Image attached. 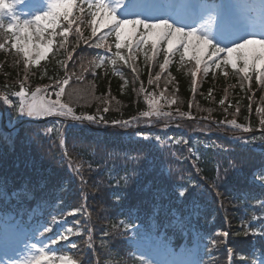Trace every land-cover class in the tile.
Here are the masks:
<instances>
[{
	"label": "trees",
	"instance_id": "1",
	"mask_svg": "<svg viewBox=\"0 0 264 264\" xmlns=\"http://www.w3.org/2000/svg\"><path fill=\"white\" fill-rule=\"evenodd\" d=\"M76 4L67 38L59 34L64 21L49 56L27 69L8 42L10 22L0 9V97L12 100L5 106L0 99V187L10 195L7 203L0 199V213L19 208L34 214L39 231L48 228L59 248L49 264L63 256L78 264H152L147 254L166 252L161 237L175 251L199 247L200 264H261L264 82L210 61L205 72L207 57L203 65L185 64L180 52L166 53L165 42L155 50L135 42L118 50L110 27L91 35L94 9L85 0ZM126 8L118 19H127ZM63 80L61 104L108 123L19 115L12 94L22 82L29 94L45 89L57 100ZM148 98L161 115H140L153 111ZM233 119L239 127L228 124ZM123 120L131 123L113 124ZM141 223L146 256L134 240L133 226Z\"/></svg>",
	"mask_w": 264,
	"mask_h": 264
},
{
	"label": "snow or ice",
	"instance_id": "2",
	"mask_svg": "<svg viewBox=\"0 0 264 264\" xmlns=\"http://www.w3.org/2000/svg\"><path fill=\"white\" fill-rule=\"evenodd\" d=\"M85 2L88 4L89 9H94L90 12L92 17L89 21L91 35L96 36L101 28H109L110 26V30L114 32L116 38L115 47L118 50L122 46L130 47L133 42L138 44H148L150 42L152 48L155 50L161 42H166V53L174 52L177 46H179L183 48V52L181 53V57L183 58L189 54L190 49L193 47V42H196L199 45V54L193 55L192 59L195 60L197 66L201 64L205 51L210 46V51H207V59L205 60V72L208 70V62L210 61L217 68L221 64L230 65L232 69L243 73L245 78H249V74L255 72L257 81L264 82V38H256L253 35L250 38L243 39L241 43L233 42V46L231 47H220L219 44H213L212 40L209 39L213 25L216 26V36L214 38L224 43L228 42L230 36L233 37V40L239 38L238 32L247 28L259 27L261 31H264V0H260L259 18L255 24L249 23L231 11H224L218 25L216 24L215 13L220 9L216 5L208 6L202 0L199 4H195L194 0H131V3L126 8V12L136 17L143 15L144 19H118L115 12L123 3V0H115V3H107L105 0H85ZM76 3L77 0H49L48 11L35 15L31 20H23L22 22L14 18L15 22L7 25L5 35L8 36V42L11 48L23 56L26 69L29 64H39L52 51L53 38L56 34V29L60 26L61 20L67 23L63 25L62 31L59 34L65 39L67 38L69 28L73 24L71 17L73 16ZM10 8V0H0V9ZM80 11L83 12V8ZM204 13H207L208 19L200 27H189L186 31L184 27L176 26V23L189 24V22H195ZM102 20L104 21L103 23H101ZM170 20H175L176 23L170 22ZM30 25H35V27L30 28ZM2 28H4V25L0 24V29ZM76 31L79 32L80 29L77 28ZM46 32H50V35L47 37L45 36ZM198 33L202 34L198 35ZM122 38H124V43H122ZM97 46L99 47L100 45ZM3 47H5V44L0 43V48ZM221 54H226L223 60H221ZM115 55L119 59H125L120 51H117ZM167 64L168 58L166 56L164 63L160 65L161 70ZM192 75L195 76L196 73L193 72ZM158 78L159 74H157ZM67 83V80L59 82L60 91L56 93L57 100L55 102L38 103L36 101V92H39L40 89L38 88L36 92L32 93V101L28 102L22 82L20 90L12 94L19 98V115L26 118H41L53 115L55 112L61 117L70 116L73 121H87L88 123L96 124L99 120V122L107 124L108 122L103 117L74 115L71 107L59 102L60 94L64 91L63 85ZM149 83H152V81L149 80ZM193 91H195L194 88ZM0 99H2L5 106L12 105V100L9 96L5 95L0 97ZM148 104L150 108H153V111L141 112V116L161 115L155 109V101L153 99L148 98ZM166 115H170V113ZM130 123L131 121L127 120L113 121V124H118L120 127H127ZM228 124L237 126L235 119L228 121ZM70 127H75V125H70ZM142 138L149 139L150 137ZM153 139L157 143L159 142L158 137ZM139 158L137 157V162ZM18 191L13 192L11 197H15ZM178 195L182 198L187 195V191L180 192ZM28 198L34 197L32 194H29ZM0 199L6 203L10 200V195L3 187H0ZM259 206L264 208V201H261ZM0 216H3V213H0ZM11 218L10 216H6L0 221L3 224V231L0 232V247L4 246L10 238V234L15 231L16 226L7 222ZM121 223L124 222L121 221ZM128 227L129 225L125 224V228L127 229ZM44 231L47 232L48 228L45 227ZM59 238L65 239L66 237L61 236ZM158 247L165 248V256L171 257V259H157L155 264H200L199 247H184L178 254L170 243L165 244L163 242L162 237L158 239ZM31 248H34L37 254L25 257L22 264H47L52 259L43 249L35 248V245H32ZM61 259L64 260L65 258L62 257ZM67 264H76V262L69 259ZM143 264H151V262L146 260ZM261 264H264V260L261 261Z\"/></svg>",
	"mask_w": 264,
	"mask_h": 264
},
{
	"label": "rangeland",
	"instance_id": "3",
	"mask_svg": "<svg viewBox=\"0 0 264 264\" xmlns=\"http://www.w3.org/2000/svg\"><path fill=\"white\" fill-rule=\"evenodd\" d=\"M105 2L115 3V0H105ZM202 2H204L208 6L214 5L211 2H205L203 0H202ZM10 3H11V8L9 10L13 14V16H12L13 20L15 18V20H19L21 22L23 20H31L34 18L35 15L42 14L43 12H46L49 10V0H10ZM199 3L200 2H197L196 4H199ZM123 4H124V0H123V3L121 4V6L116 9L115 15L122 8ZM217 17H218V13H215V19L216 20H217ZM256 17H257V15L254 12L245 11L242 14V18L244 20L248 21L249 23H252V24H255V22L257 20ZM161 18H168V17H161ZM132 19H133V17H132ZM207 19H208V15H207V13H204L200 16V18L196 19L195 22H189V24L176 23L175 20H170V22L176 23L177 27H184L185 30L187 31L189 29V27H200L202 24L205 23V21ZM63 22L64 21L61 20L60 25ZM103 22L104 21L102 20L101 23H103ZM34 27H35V25H30V28H34ZM58 28L56 29V34L53 38L52 50H53L54 45H55V38L58 35ZM102 29H105V28H101L100 30H102ZM200 34H202V33H198V35H200ZM48 35H50V32L45 33L46 37ZM253 35L256 38H264V31H261L259 29V27L247 28L239 36V39H236L234 42L235 43H241L243 39L250 38ZM125 36H126V34H125ZM215 36H216V27H215V25H213L211 27V32L209 34V39L212 40V43L213 44H219L220 47H231V46H233V42L230 44L223 45V42H220L218 39L214 38ZM122 43H124V38H122ZM149 44H150V42H149ZM164 44H165V47H167L166 42ZM174 51L180 52V58L182 59V61L185 64H188V65H191L193 63L196 64L195 60L192 59V56L195 54H199V45L196 44V42H193V47L190 49L189 54L184 56L183 58L181 57V53L183 52L182 47L177 46L176 50H174ZM207 51H210V46H209V49H207L205 51V56L202 59L201 65L204 64V60L207 57ZM51 52H49L47 54V57L49 56V54ZM224 55H226V54H221V60H223ZM21 57L23 58L22 55H21ZM45 59L41 60L39 62V64H29V65L37 67ZM221 65H224V64H221ZM25 91H26V94L28 97V102H31L32 101V94H29V91H27V89H25ZM36 101L38 103L39 102L49 103V102H55L56 100L55 99L51 100L50 96H48L47 93L45 92V89H40L39 92H36ZM55 114H57V113L54 112L53 115H55ZM50 116H52V115H50ZM47 117H49V116H47ZM47 117L33 118V119L42 120V119H45ZM0 118H1V115H0ZM32 245H35V248L43 249L44 252L46 253V250L48 249L46 236L40 235L39 237H34L33 230H31V229H26V231H20V230L17 231L15 228V231L10 234L9 240L4 244V246L0 247V264H22V262L25 260V257H31L33 254H37V253H35V249L31 248ZM26 246H28V247H26ZM160 259H170V258L168 256L167 257L164 256ZM68 260H69V258H65L64 260L61 259V260H58L56 264H67Z\"/></svg>",
	"mask_w": 264,
	"mask_h": 264
}]
</instances>
